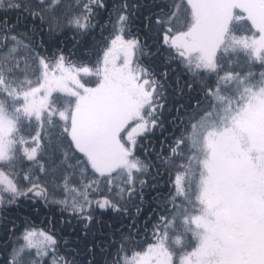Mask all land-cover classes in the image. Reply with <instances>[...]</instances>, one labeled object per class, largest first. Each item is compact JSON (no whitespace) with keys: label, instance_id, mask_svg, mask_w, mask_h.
Masks as SVG:
<instances>
[{"label":"snow or ice","instance_id":"6c2138e0","mask_svg":"<svg viewBox=\"0 0 264 264\" xmlns=\"http://www.w3.org/2000/svg\"><path fill=\"white\" fill-rule=\"evenodd\" d=\"M0 264H264V0H0Z\"/></svg>","mask_w":264,"mask_h":264},{"label":"trees","instance_id":"16d2710c","mask_svg":"<svg viewBox=\"0 0 264 264\" xmlns=\"http://www.w3.org/2000/svg\"><path fill=\"white\" fill-rule=\"evenodd\" d=\"M259 69H257V71H258Z\"/></svg>","mask_w":264,"mask_h":264}]
</instances>
